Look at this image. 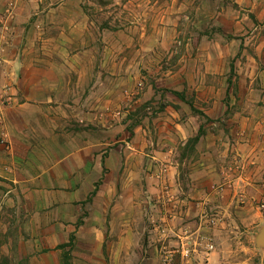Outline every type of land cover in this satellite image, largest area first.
<instances>
[{"label": "rangeland", "instance_id": "obj_1", "mask_svg": "<svg viewBox=\"0 0 264 264\" xmlns=\"http://www.w3.org/2000/svg\"><path fill=\"white\" fill-rule=\"evenodd\" d=\"M259 4L264 9V0ZM0 9L7 14L3 15L6 22L0 18V38L7 40L1 41L0 59L17 50L27 57L38 52L41 58L49 56L44 51H53L60 73L107 81L105 99H95L106 105L105 118L113 126L107 148L118 147L119 124H126L132 132L135 124L147 123L155 128V138L161 136L162 117H173L172 108L166 106L179 107L172 102L173 96L178 98L172 91L183 93L201 111H192L179 99L199 120L200 136L219 133L223 138L245 139L262 128L255 127L242 111L248 113L264 103L259 92L264 90L259 78L264 74V51L256 53L254 48L264 43V13L256 16L259 13L249 10L243 0H0ZM248 55L256 58L254 66L244 63ZM24 68L27 72L23 66L19 74ZM10 69L6 62L0 65V123L15 111L4 91ZM251 75L255 76L252 81ZM38 100H29L17 114L18 125L27 127L30 142L27 149L17 146L11 151L20 179L39 171V165L54 164L48 156L65 158L54 172L48 170L44 175H66L69 164L77 163V157L70 160L67 155L77 145L68 143L63 130L91 128L94 137L106 135L97 125L66 123L68 117L60 114L53 122L49 117L54 114H41L34 106ZM47 121L49 131L65 133L61 145L36 140L42 132L38 123ZM195 135L179 144L177 157H195ZM192 165V161L182 165L184 177ZM147 172L143 168L139 182L134 183L133 172L127 170L120 181L122 194L107 188L90 201L86 198L95 186L88 194H39L29 193L23 181L0 177V264H208L195 257L202 251L212 252L209 264H264V246L259 244L264 229V190H251L248 200L235 201L230 187L222 190V174L205 173L197 189L201 194H187L189 200L184 202L189 210L177 214L163 204L174 200L171 193L163 187L157 197L151 184L158 182L149 181ZM97 181L101 183V177ZM71 196L82 204V212L72 224L43 227L37 225L38 219L28 218L43 202L67 212ZM198 201L204 202L202 206ZM91 207L94 214L87 220ZM202 213H214L222 220L198 227L195 220ZM192 231L196 236H187ZM72 233L67 262L62 258L67 247L59 245L67 243ZM183 244L189 248L188 256H181Z\"/></svg>", "mask_w": 264, "mask_h": 264}, {"label": "crops", "instance_id": "obj_2", "mask_svg": "<svg viewBox=\"0 0 264 264\" xmlns=\"http://www.w3.org/2000/svg\"><path fill=\"white\" fill-rule=\"evenodd\" d=\"M243 1L247 7H251L249 10L259 13L256 16H261L260 14L264 13V9H261L259 4L263 0ZM3 15L7 14H4V11L0 9V18L6 22L7 18L5 19ZM2 30L3 27H0V31ZM262 33H264V29ZM5 40H2L1 37L0 44L1 41ZM254 48L256 53L258 50L259 52L264 51V43H258ZM65 52L68 54V50H65ZM44 53L49 56L41 58L38 52H35L33 56L27 57L17 50L11 57L0 59V65L6 62L11 66L10 81L4 91L6 98L10 99V102H8L9 107L15 110V113L12 112L13 116L9 115L3 118L0 123V139L2 141L0 144V177L11 178L13 181L18 182L23 181L29 193H48L52 195L88 194L94 187V182L101 177L97 193L93 196V200H95V196H98L100 192H105L107 188H110L113 194H122L124 185L120 181L125 179V172L131 170L134 183H137L144 168L149 171L147 172L148 180H152L156 184L158 182L156 186L151 184L153 190L157 192V197L162 195L163 187L171 193L174 200L164 201L163 204L166 206L169 204V209L177 214L188 212V204L184 202L189 200L187 194L190 197H195L194 194H198V192L199 195L201 194L202 191L197 189L200 188L205 173L222 174V190L224 191L226 187H230L235 201L241 197L248 200V194L251 190L260 192L264 190V173L262 171L264 168V122H262L264 121V118H262L264 103L251 108L248 113L242 111L243 114H246V119L254 122L255 127H262L259 130L257 129L256 132L250 133L252 137L249 136L245 139L233 137L229 139L223 138L219 133L217 135L205 133L195 141L193 149L196 152L195 157L194 155L190 158L186 155L177 157L179 144H184L188 137L197 133L199 120L175 96H173L172 102L179 107L166 106V108H172L173 117H162L163 125L159 126L161 136L155 138V128L152 129L147 123L135 124L132 127V132L127 131L126 124H119L118 128H121L120 136L116 139L119 141V145L118 147L107 148L110 144L108 136H111L110 129L113 126L106 121V105L103 102H95V99L99 101L105 99V91L107 90L105 89L107 87L105 82L107 83V81L104 78L93 81L91 76L86 75L73 78L72 75L60 73L53 58V51H44ZM247 58L244 63L254 66L252 61H256V58L250 55ZM261 60L264 62V55H261ZM65 61L71 64L68 59H65ZM23 66L27 68V72L24 68L22 69L23 73L19 74L20 67ZM255 76L251 75V81L254 80ZM242 78L245 81L247 80L244 76ZM259 78L264 81V74L259 75ZM248 87L250 89L251 86ZM259 92L263 93L262 96L264 97V90L260 89ZM122 98H125V96L123 95ZM29 100H38L39 103L34 106L39 109L41 114H54V117H49V119H53V122L56 120V115L60 114L68 117L66 121L64 120L66 123L68 121L77 122L83 126L97 125L102 128L106 135H102L100 138L94 137L90 132L91 128L84 130L71 129L68 132L65 129L63 131L66 134H62L61 132L49 131L47 129L48 121L46 124L39 122L38 127L42 132L39 133L36 140L41 143V141L49 139L48 144L61 145L62 136L65 134L68 143L70 140V142L77 145L67 155L70 160L77 157L78 161L76 164L74 162L69 164V167L66 168V170L69 169V172L66 175L57 176L52 173L44 175L48 170L54 172L57 163L65 158L48 156V160L54 164L49 166L39 165V171L20 179L18 177L20 173L14 170V156L11 151L13 152V148L17 146H23L27 149L30 144L27 127L22 124L18 125L20 117L17 115L26 104H30ZM180 111L184 112V116H179ZM29 117L30 115H28L30 120ZM40 120H43V118L41 117ZM43 133L46 138L43 137ZM8 146L10 148L6 152ZM103 152L106 154L102 157L101 153ZM25 158H27V154ZM187 161H192L193 165L192 170L190 169L187 176L184 177L181 174L182 165ZM252 169H255V171L253 172ZM183 179L186 180L184 185ZM172 183L174 187H168ZM213 186L214 184L211 185V187ZM177 189L181 191L178 196L174 197ZM70 198H72L71 203L65 209L68 210L67 212L61 213L56 204L43 202L38 204L37 209L33 210V214L30 213L31 216L28 218L30 220L38 219L37 225L43 227L56 224L64 225L66 222L72 224L82 212V204L79 203V198L76 196ZM196 198L199 197L196 196ZM178 201H181V203L175 205ZM197 203L201 205L204 202L198 201ZM93 209L92 207L89 210L87 209L88 216L85 219L88 220V218L93 217ZM101 217L106 220L105 214ZM213 220H222V217H216L214 213H202L198 221H195L199 227L202 224H211ZM194 232L196 231H192L187 236L195 237L197 233ZM199 240L201 243L203 242L202 237ZM211 254V251H202L200 254H196L195 257L203 262L206 260L209 264Z\"/></svg>", "mask_w": 264, "mask_h": 264}, {"label": "trees", "instance_id": "obj_3", "mask_svg": "<svg viewBox=\"0 0 264 264\" xmlns=\"http://www.w3.org/2000/svg\"><path fill=\"white\" fill-rule=\"evenodd\" d=\"M231 68H232V66H231ZM172 92H173V93H174V94H175L180 100L185 101V102L189 105V107H190V109H191L192 111L197 112V113H201V111H199L198 109H195V108L193 107V105H192L190 102L186 101V98H185V96H184L183 93L178 92V91H172ZM199 136H200V129L198 130V134L195 135V137L193 138V140H194V141H197L198 138H199ZM99 184H100V181H97V182L94 184L95 189L92 190V191L89 193V195H88L87 198H86L87 201H90L91 197H93V195L95 194V192H96L97 189H98ZM73 240H74V234L72 233V234H70L67 243H64V244L59 245V248L67 247V251H65V253H64L63 256H62L63 261L67 260V262H69V251H70V250L72 249V247H73Z\"/></svg>", "mask_w": 264, "mask_h": 264}, {"label": "built area", "instance_id": "obj_4", "mask_svg": "<svg viewBox=\"0 0 264 264\" xmlns=\"http://www.w3.org/2000/svg\"><path fill=\"white\" fill-rule=\"evenodd\" d=\"M209 247L211 248L212 245H209ZM190 253L189 248L188 247H184V244L182 245V250H181V256H188Z\"/></svg>", "mask_w": 264, "mask_h": 264}, {"label": "water", "instance_id": "obj_5", "mask_svg": "<svg viewBox=\"0 0 264 264\" xmlns=\"http://www.w3.org/2000/svg\"><path fill=\"white\" fill-rule=\"evenodd\" d=\"M261 241H260V245H263L264 246V229L262 230V232H261Z\"/></svg>", "mask_w": 264, "mask_h": 264}]
</instances>
